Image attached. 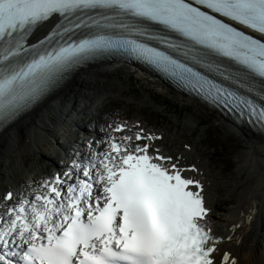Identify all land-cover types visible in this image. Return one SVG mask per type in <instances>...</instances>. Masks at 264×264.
I'll use <instances>...</instances> for the list:
<instances>
[{
    "label": "snow or ice",
    "instance_id": "obj_1",
    "mask_svg": "<svg viewBox=\"0 0 264 264\" xmlns=\"http://www.w3.org/2000/svg\"><path fill=\"white\" fill-rule=\"evenodd\" d=\"M115 55L264 133V0H0V129ZM108 127L35 187L0 195V264H218L197 168L139 124Z\"/></svg>",
    "mask_w": 264,
    "mask_h": 264
},
{
    "label": "bare ground",
    "instance_id": "obj_2",
    "mask_svg": "<svg viewBox=\"0 0 264 264\" xmlns=\"http://www.w3.org/2000/svg\"><path fill=\"white\" fill-rule=\"evenodd\" d=\"M133 68L127 62L118 61H99L84 65L53 95L45 98L37 107L22 115L11 126L1 130L0 195L8 187L15 190L21 186L30 188L32 183L30 179L36 185L38 173L44 178L49 177L46 172L49 165H46L45 168L41 166L36 168L28 162L29 157L32 155L36 159L44 158L46 161L52 162V165L57 170L62 167L58 165L59 161L52 158L51 152L61 154V150L66 148L65 142L60 139L63 135L67 134L66 140L71 149L76 145L86 149L90 140L87 142L79 141L74 135L72 127L80 125L86 135L91 133L90 135H96L97 139L106 137L111 131L108 126H112L113 121L117 119H109V117L94 113L93 109L97 111V107L93 104L90 105L86 100L91 101L93 94L100 91L102 93L101 99L97 98V100L104 104L111 94L116 93V91L112 92L113 85L118 88V94L123 93L125 91L124 88L127 86L124 82L132 78V73L135 70ZM119 70L126 73L125 79L119 76ZM98 80L103 81V84L97 85ZM149 82L164 85L159 81L150 80ZM83 86H88L93 91L80 93V101L75 100L73 96ZM178 93L183 95L186 100L211 111L210 108H207L194 98L180 92ZM82 109L87 110V112L84 111L80 115L83 111ZM196 111L194 110L195 113ZM84 114L85 116H83ZM93 114L96 115L97 119L96 122L91 124L92 128H90L86 126L84 119L89 121ZM223 118L230 123L226 125L227 132L235 137L241 146V151L238 154V167L233 183V191L239 187H242V190H239L238 199L235 202L233 201L234 205L227 209L226 212L219 211L220 199H217L218 184L212 175L209 163L202 156L203 151L199 149L198 144L190 145L188 149L185 146L189 141H183L187 139L183 134L174 133L173 138L169 139L163 129L155 131L153 127L144 125L142 122L139 126L147 132L156 135L163 134L161 140L154 142L160 151L167 153L169 156L180 157L182 165H195L197 168L198 171L195 175L204 183L205 206L211 210L208 226L212 228L215 236L221 238V242L218 245L220 252L217 253L218 264L222 253L226 250L231 252L237 264H264V134L256 132L247 126L237 125L225 117ZM199 119L198 115L192 114L186 119L183 127L187 128L189 133H192L198 125ZM138 121L139 119L131 121L117 120L115 125L117 122H122L129 124L130 128L132 127L131 124H136ZM102 122L106 126L103 131L98 127V124ZM108 123L111 124L108 125ZM235 128H238L240 133L236 132ZM123 134L131 135L130 131L114 135L119 137ZM182 142L184 143L180 147L179 144L181 145ZM170 143L175 145V147L173 145L170 146ZM39 162L37 160V163ZM223 183L225 184V182ZM253 212V219L249 221L247 217ZM236 224H239L240 227L233 232L232 226ZM230 235L236 237L239 243L235 239H227Z\"/></svg>",
    "mask_w": 264,
    "mask_h": 264
},
{
    "label": "rangeland",
    "instance_id": "obj_3",
    "mask_svg": "<svg viewBox=\"0 0 264 264\" xmlns=\"http://www.w3.org/2000/svg\"><path fill=\"white\" fill-rule=\"evenodd\" d=\"M133 69H135V67ZM125 74L126 73L119 70V76L123 79H125ZM147 76L148 75L135 69L132 73V78L125 80L124 83L127 86L124 88L125 91L123 93L118 94V88L113 85L112 92L116 91V93L113 95L111 94V97L109 96L104 104H102L100 100H97V98L101 99L102 93H100V91L95 92L91 101L86 100V102L97 107V111L93 109V111H95L94 113L109 117V119H117V116H123L129 119H140L165 130L169 139L173 138L174 133H179L187 138L183 141H189V145L198 144L199 149L203 151L202 156H204L209 163L212 175L218 184L217 199H220L219 211L226 212V210L233 206L234 202L238 199L239 190H242V187H239L237 190L233 191V183L238 167V154L241 151V146L236 141V138L231 136L226 130V125L230 123L224 120L217 112L212 110L209 111L194 102L186 100L183 95L172 88L149 82L150 79H147ZM99 81L100 80H98L97 85L103 84V81ZM90 91L93 90L89 89L88 86H83L76 92L73 98L80 101L81 94ZM84 109H82L83 111L80 115H82L84 111L87 112V110ZM194 110H197L196 113ZM192 114L200 117L199 126L197 125L193 132L189 133V130L183 126L186 119ZM83 116H85V114ZM91 116L94 118L92 121L88 122L84 119V123L88 126L96 122L97 119L96 115L93 114ZM109 124L111 123H108V125ZM98 127L103 129L106 126L102 122L98 124ZM235 129L236 132L240 133L238 128ZM200 141L202 142L200 143ZM183 143L184 142H182L181 145L179 144V146L182 147ZM173 144L170 143L169 145L172 146ZM173 146L175 147V145ZM52 153L53 151L51 155ZM37 160L40 162L37 163ZM28 162L33 164L36 168H38V166L43 168H45L46 165L52 166L50 161H46L44 158L36 159L34 155L29 157ZM223 182H225V184Z\"/></svg>",
    "mask_w": 264,
    "mask_h": 264
}]
</instances>
